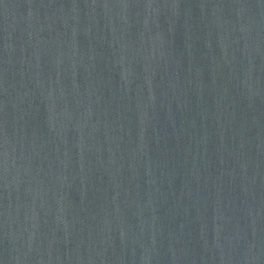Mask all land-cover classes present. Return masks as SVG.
I'll list each match as a JSON object with an SVG mask.
<instances>
[{"label": "water", "instance_id": "1", "mask_svg": "<svg viewBox=\"0 0 264 264\" xmlns=\"http://www.w3.org/2000/svg\"><path fill=\"white\" fill-rule=\"evenodd\" d=\"M0 264H264V0H0Z\"/></svg>", "mask_w": 264, "mask_h": 264}]
</instances>
